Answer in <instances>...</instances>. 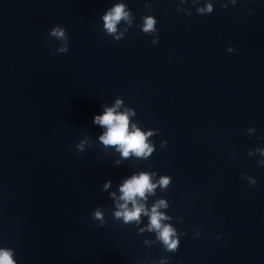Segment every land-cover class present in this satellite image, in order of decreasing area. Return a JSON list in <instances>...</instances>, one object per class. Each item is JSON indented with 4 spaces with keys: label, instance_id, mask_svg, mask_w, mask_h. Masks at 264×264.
<instances>
[{
    "label": "water",
    "instance_id": "obj_1",
    "mask_svg": "<svg viewBox=\"0 0 264 264\" xmlns=\"http://www.w3.org/2000/svg\"><path fill=\"white\" fill-rule=\"evenodd\" d=\"M121 3L129 19L109 34L102 17ZM117 100L153 131L147 159L100 142L93 117ZM141 171L173 177L146 204L167 202L175 252L148 217L113 215L112 193ZM5 247L16 264H264V0H0Z\"/></svg>",
    "mask_w": 264,
    "mask_h": 264
},
{
    "label": "clouds",
    "instance_id": "obj_2",
    "mask_svg": "<svg viewBox=\"0 0 264 264\" xmlns=\"http://www.w3.org/2000/svg\"><path fill=\"white\" fill-rule=\"evenodd\" d=\"M232 2L235 4L236 0H232ZM222 7L226 8L227 5H223ZM212 10L213 5L209 3L205 7L200 8L199 12L211 13ZM249 14H251V9H249ZM102 19L104 20V28L107 33L114 34L118 31L117 25L122 19L128 21L129 13L125 11V5L123 3L116 4L105 13ZM155 23L156 21L153 18H145L142 31H154ZM65 31L66 28L56 26L51 30V35L59 40H67L69 38L65 36ZM114 39L119 40L120 36H115ZM228 50L229 52L236 51L234 47H230ZM58 51L60 53H67L69 51V44L66 43ZM121 105L122 101L117 100L114 106L106 107L102 114L94 115L92 120L93 124H98L105 129L99 136V140L105 146L115 147L124 158L129 157L130 154H134L136 157L147 159L156 147L155 144L148 141V137L153 135V131L149 130L145 132L136 123H131L129 117L134 116L135 111L130 108H125L121 111ZM167 144L168 141L163 140L160 147L164 148ZM78 147L83 150V143ZM154 175L155 173L141 171L124 180L119 188V197H116V194L112 193V196L116 198V207L118 209L113 215L117 219L122 218L126 224L130 222L139 224L142 216L148 217L147 230L155 231L157 239L162 241L166 249L175 252L181 244V239L177 235V230L171 224L164 223L170 217L160 211L161 208L167 207V202L163 199L158 200L151 208L146 204L148 196L154 194L157 184L161 187H166L173 180V177L171 175L162 176L159 181L153 183ZM110 183L111 181H109ZM255 184L256 182L254 181L252 185ZM105 187H108V184ZM93 218L101 221V226H104V215L100 208L95 210ZM140 231L143 232L145 229L142 228ZM195 235L199 237L200 232H197ZM217 239H220L219 235ZM0 264H16V261L13 259L12 248H0Z\"/></svg>",
    "mask_w": 264,
    "mask_h": 264
}]
</instances>
